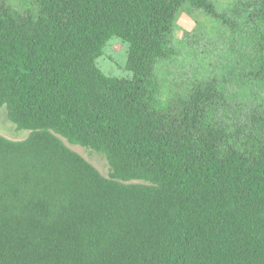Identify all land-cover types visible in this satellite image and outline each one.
Instances as JSON below:
<instances>
[{
    "label": "trees",
    "instance_id": "obj_1",
    "mask_svg": "<svg viewBox=\"0 0 264 264\" xmlns=\"http://www.w3.org/2000/svg\"><path fill=\"white\" fill-rule=\"evenodd\" d=\"M220 8L33 0L20 12L0 0V107L29 132L0 135V264H264V107L252 145L207 125L211 85L177 117L156 108L154 69L175 55L188 9L250 47L242 70L264 93V0ZM114 37L131 78L96 66ZM62 139L103 154L109 177Z\"/></svg>",
    "mask_w": 264,
    "mask_h": 264
},
{
    "label": "rangeland",
    "instance_id": "obj_2",
    "mask_svg": "<svg viewBox=\"0 0 264 264\" xmlns=\"http://www.w3.org/2000/svg\"><path fill=\"white\" fill-rule=\"evenodd\" d=\"M5 1L22 12L31 6L33 0ZM212 1L219 11L221 6H227L232 0ZM214 23V20L207 21L199 10L188 9L177 13L172 38L175 55L160 61L154 69L158 88L156 108L168 117H177L191 89L211 85L215 97L206 106L207 125L239 144L252 145L261 138L263 131L258 115L264 107V93L253 77L242 70L241 65L249 56L250 47H242L244 42L230 29L221 30L220 27L218 31L214 30ZM127 54L128 44L120 38H111L96 59V66L106 76L131 78ZM28 134L26 130H17L8 120L6 108L0 107L1 136L20 141ZM62 140L102 176L109 177V164L103 154Z\"/></svg>",
    "mask_w": 264,
    "mask_h": 264
}]
</instances>
